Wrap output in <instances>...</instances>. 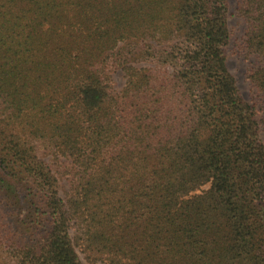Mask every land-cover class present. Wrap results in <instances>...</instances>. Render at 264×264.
<instances>
[{"label":"trees","instance_id":"16d2710c","mask_svg":"<svg viewBox=\"0 0 264 264\" xmlns=\"http://www.w3.org/2000/svg\"><path fill=\"white\" fill-rule=\"evenodd\" d=\"M230 11L0 0V264H264V113L228 66ZM237 15L264 109V0Z\"/></svg>","mask_w":264,"mask_h":264},{"label":"rangeland","instance_id":"374dc122","mask_svg":"<svg viewBox=\"0 0 264 264\" xmlns=\"http://www.w3.org/2000/svg\"><path fill=\"white\" fill-rule=\"evenodd\" d=\"M231 11L229 17V28H230V46L227 52L228 55V66L232 74L236 78L237 85L248 101L257 103L259 107V115L264 113L263 102L261 92L252 84L248 77V73L251 68L259 67L263 64V60L257 54L246 56L241 50L240 45L244 41L246 23L242 17L237 15L238 0H230ZM113 86L115 91L119 92L122 90L126 83V76L124 71L117 66L112 68ZM260 136L264 142V129L260 131ZM60 157V156H59ZM61 163L60 160H64L62 157L56 158L49 157L48 160ZM208 185L203 188H207ZM80 256L85 264H106L104 261H92L87 258L86 253L78 250Z\"/></svg>","mask_w":264,"mask_h":264}]
</instances>
